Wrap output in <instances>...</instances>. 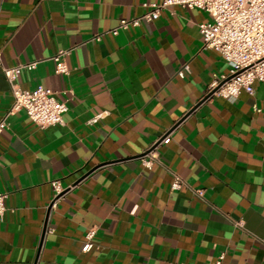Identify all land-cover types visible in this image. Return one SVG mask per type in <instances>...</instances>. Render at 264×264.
<instances>
[{
  "label": "crops",
  "instance_id": "obj_1",
  "mask_svg": "<svg viewBox=\"0 0 264 264\" xmlns=\"http://www.w3.org/2000/svg\"><path fill=\"white\" fill-rule=\"evenodd\" d=\"M161 1L0 0V264H264V84L206 99L229 67L204 48L198 9L111 34ZM35 62L18 85L52 90L64 126L8 116L4 70Z\"/></svg>",
  "mask_w": 264,
  "mask_h": 264
},
{
  "label": "built area",
  "instance_id": "obj_2",
  "mask_svg": "<svg viewBox=\"0 0 264 264\" xmlns=\"http://www.w3.org/2000/svg\"><path fill=\"white\" fill-rule=\"evenodd\" d=\"M175 7L198 9L208 15L209 21L199 25L204 48L219 53L229 67L228 74L218 77L211 85L209 98L236 100L244 92L253 95L256 82L264 84V0H162L160 4L146 6L147 12L140 18L122 20L111 34L117 36L120 31L137 27L143 21L153 23L163 12ZM66 54L61 51L53 58L58 74L68 73L64 61ZM37 66L38 62H35L4 70L13 97L8 116L24 112L41 129L64 126L68 106L59 101L52 90L40 86L25 91L18 85L22 72L33 71ZM187 71L185 67L178 75L184 78ZM6 118L0 123V133L6 127ZM169 143V135L156 142L141 158L142 165L151 169L159 161V148ZM183 186L181 178L175 176L172 190H180ZM52 187L55 198L51 208H54L64 190L59 182H53ZM6 199L7 195H0V222L6 212ZM93 237L94 232H89L83 251L89 252L93 248L90 242ZM223 259L224 256H220L216 264H222Z\"/></svg>",
  "mask_w": 264,
  "mask_h": 264
},
{
  "label": "water",
  "instance_id": "obj_3",
  "mask_svg": "<svg viewBox=\"0 0 264 264\" xmlns=\"http://www.w3.org/2000/svg\"><path fill=\"white\" fill-rule=\"evenodd\" d=\"M210 96H211V94L207 95L206 99H208ZM206 99H205V100H206Z\"/></svg>",
  "mask_w": 264,
  "mask_h": 264
}]
</instances>
